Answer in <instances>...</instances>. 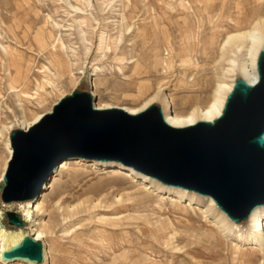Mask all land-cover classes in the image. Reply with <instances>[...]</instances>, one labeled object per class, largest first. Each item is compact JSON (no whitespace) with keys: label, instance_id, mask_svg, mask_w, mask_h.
Masks as SVG:
<instances>
[{"label":"rangeland","instance_id":"374dc122","mask_svg":"<svg viewBox=\"0 0 264 264\" xmlns=\"http://www.w3.org/2000/svg\"><path fill=\"white\" fill-rule=\"evenodd\" d=\"M65 4L0 0V177L10 133L74 91L91 94L93 106L136 107L160 90L179 111L203 107L218 83L245 79L238 67L247 44L221 50L225 38L264 19V0H70L79 11ZM151 105L162 111L160 101ZM90 165L42 191L40 213L34 201H0V215L29 212L25 228L4 229L17 242L39 220L47 252L39 264H264V252L243 241L248 220L221 223L206 198H177L160 184L106 175L114 165ZM67 205L77 214H63Z\"/></svg>","mask_w":264,"mask_h":264},{"label":"water","instance_id":"95a60500","mask_svg":"<svg viewBox=\"0 0 264 264\" xmlns=\"http://www.w3.org/2000/svg\"><path fill=\"white\" fill-rule=\"evenodd\" d=\"M256 73L253 85L234 82L218 118L186 128L170 127L158 106L137 115L97 110L91 94L74 91L27 131L10 133L0 201H35L62 161L79 159L119 164L166 188L209 198L241 224L264 207V49ZM25 227L13 212L0 216V229ZM2 256L39 264L43 247L26 236Z\"/></svg>","mask_w":264,"mask_h":264},{"label":"bare ground","instance_id":"6f19581e","mask_svg":"<svg viewBox=\"0 0 264 264\" xmlns=\"http://www.w3.org/2000/svg\"><path fill=\"white\" fill-rule=\"evenodd\" d=\"M69 1L70 0H65L69 8L73 9L74 11L80 10V9H76L75 7H72L73 6L72 4H71L72 6H70L68 4ZM235 42H241V43L247 44V46L243 47L246 52V56H247L246 62L241 63V65L238 67V70H240V72L244 74L245 79L243 80L246 83L253 85L257 81V73H256V61H257V56H258L257 52H258V49L264 44V19L261 22L254 23V25L248 30L237 32L232 35L229 34V36L225 38L221 46V50H224L225 48L232 46ZM240 49H242V46L236 47V50H240ZM56 64L59 66H62V61L59 59L56 62ZM230 64L231 66L229 68V71L232 70L234 66V62L231 61ZM232 87H233L232 85H226L223 82H220L216 85V89L213 92V96L211 97V99L208 101L206 105H204L203 107H197L194 104L196 107L194 106V107H191L190 109H187V110L185 109L184 111H179L174 101L171 98L167 97V95H163L160 90H157L151 96H148L149 97L148 100L145 99V101L141 105L136 106V107H131V108L117 107V106H111V105H107L103 103L95 104L94 107L97 110L119 109V110L125 111L128 114L137 115L145 111L152 101H160L163 105L162 114H163V118L165 122L170 127H173V128H186L189 126H193L194 124L200 121L212 122L216 118H218L221 114L227 94L230 93V91L232 90ZM44 115H45L44 113H41L31 118L28 122H22V125L20 128L23 131H27L31 126L37 123ZM6 146H7L8 154H7V159L5 161V165L8 163L10 156H11V148H10L9 139H7ZM85 164H86V161L79 160V159L62 161L57 166L53 174L50 176L43 191L49 190L53 186V184L59 180L58 177L64 171L80 170L84 168ZM98 165L100 166L114 165L112 167L104 168L106 175L107 174L110 176L122 175L123 178L126 180H131L133 182L141 181L140 186L142 185V187L144 188H147L146 182H150V184L152 183L157 186L159 185V183H157L156 181L149 179L147 177L141 176L139 174H136L131 170L125 169L119 164H106V163L91 162L90 166L93 169H96V168H99ZM6 167L7 165L5 166L1 174L0 183L3 182V176L5 173ZM165 189H167L168 191L175 192L177 198H181L182 196H186L187 194L193 196L192 193H187L182 190L171 189V188H165ZM172 200H173L172 202H175L173 198ZM206 200L208 202V205L212 208V210L217 211V214L220 218L221 223L223 222V223L228 224V221H227L228 218L217 209L213 201L209 198H206ZM60 201L63 202L62 199ZM45 202H46V199L43 197V193L41 192L36 198V200L33 202L34 211L37 213H40L42 209V205ZM75 212H76V207L67 205V207L63 211V214L73 216L77 214ZM28 217H29L28 210H23V214H21V219H25ZM247 223L249 226L248 233L244 236V238L242 237V235H238V237L243 238V241H245L248 244V247L251 250H254L257 252H260V251L264 252V207H259L255 209L249 216ZM49 229H51V227ZM30 230L32 231L31 238L34 241H40L41 239L45 238L44 237L45 233H44L43 227H40L39 220H35L33 222V224L30 226ZM16 237H17L16 235L8 234L6 231H4L3 228L0 229V264H8L12 262H23L27 264H34V262H28L27 260L8 261L3 258L2 253L4 251L9 250L11 248V245L14 243L19 244V242H17L18 240L15 239ZM44 259L45 261L47 260L46 250L45 251L43 250V260Z\"/></svg>","mask_w":264,"mask_h":264}]
</instances>
